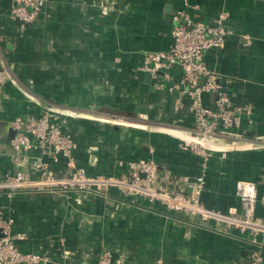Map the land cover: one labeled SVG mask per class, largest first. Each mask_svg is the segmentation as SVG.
<instances>
[{
  "label": "crops",
  "instance_id": "1",
  "mask_svg": "<svg viewBox=\"0 0 264 264\" xmlns=\"http://www.w3.org/2000/svg\"><path fill=\"white\" fill-rule=\"evenodd\" d=\"M14 3L0 0V69L7 70L0 82V180L16 171L37 177V160L51 173L64 172L62 156L53 161L38 149L17 165L11 160L12 121L49 106L60 112L61 129L75 143V163L88 174L119 175L129 161L151 160L158 187L189 193L200 178L202 203L237 215L238 180L254 182L261 196L264 0H43L23 26L10 14ZM179 15L222 22L229 30L203 60L238 110V123L201 153L186 143L193 116L179 67H171L167 78L142 68L146 52L170 48ZM214 98L201 95L205 105ZM0 218L11 220L19 252L40 256L36 264H96L103 249L119 264H245L258 249L264 264L260 200L255 225L244 230L114 187L105 194L0 191Z\"/></svg>",
  "mask_w": 264,
  "mask_h": 264
},
{
  "label": "built area",
  "instance_id": "2",
  "mask_svg": "<svg viewBox=\"0 0 264 264\" xmlns=\"http://www.w3.org/2000/svg\"><path fill=\"white\" fill-rule=\"evenodd\" d=\"M10 14L20 21L21 26L33 21L40 10L43 0H14ZM229 30L222 22L207 23L191 21L187 16L175 18L172 25V44L168 50L148 51L143 56L142 68L151 75L159 74L167 78L168 70L177 66L181 70L183 92L190 99L189 110L193 116L190 127L191 137L186 141L188 148L199 152L207 147L211 140L221 138L224 130L238 123L237 109L229 100L225 87L219 77L209 70L203 60L205 51L220 47ZM7 76L6 68L0 69V82ZM200 79H203L200 82ZM209 92L215 95L209 105L201 101V95ZM119 119V117H117ZM60 112L45 106L38 116H19L12 121L14 134L10 140L13 153L11 160L18 164L31 150L57 161L62 156L66 168L61 174L48 170L47 164L37 160L34 164L38 176L27 177L16 171L0 180V191L11 194L16 191L67 192L69 190L93 191L105 194L110 187L116 188L125 196H137L159 203L166 209L198 217L201 221H214L227 228L244 230L255 225L256 203L264 204V188L260 197L254 182L238 180L235 183V195L238 197L241 212H233L205 206L200 199L202 181L190 184L189 193L158 187L157 167L151 160H134L119 175L88 174L76 165L73 158L74 141L61 129ZM119 122V121H118ZM11 220L0 218V264H36L37 254H24L17 250L10 233ZM96 264H119L110 250L103 249L97 256ZM243 264V263H240ZM245 264H262V255L258 249L251 250Z\"/></svg>",
  "mask_w": 264,
  "mask_h": 264
},
{
  "label": "water",
  "instance_id": "3",
  "mask_svg": "<svg viewBox=\"0 0 264 264\" xmlns=\"http://www.w3.org/2000/svg\"><path fill=\"white\" fill-rule=\"evenodd\" d=\"M174 96H175V94H174ZM174 103H172V105H173Z\"/></svg>",
  "mask_w": 264,
  "mask_h": 264
}]
</instances>
